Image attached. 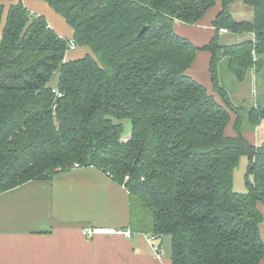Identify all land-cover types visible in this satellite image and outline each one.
Wrapping results in <instances>:
<instances>
[{"label":"trees","instance_id":"trees-1","mask_svg":"<svg viewBox=\"0 0 264 264\" xmlns=\"http://www.w3.org/2000/svg\"><path fill=\"white\" fill-rule=\"evenodd\" d=\"M5 1L0 193L95 167L128 189L133 232L159 243L171 235L173 264H260L264 143L244 132L264 119V106L237 104L218 64L226 58L239 81L263 72L264 0H222L216 33L202 47L174 24H196L216 0H45L73 27L72 39L22 0L3 23ZM236 1L253 8L251 19L234 18ZM222 28L241 39L223 43ZM70 40L90 52L67 59ZM200 50L211 53L214 92L189 73ZM231 124L235 135L227 133ZM243 156L247 191L240 192L234 176Z\"/></svg>","mask_w":264,"mask_h":264},{"label":"crops","instance_id":"crops-1","mask_svg":"<svg viewBox=\"0 0 264 264\" xmlns=\"http://www.w3.org/2000/svg\"><path fill=\"white\" fill-rule=\"evenodd\" d=\"M16 1L4 2L3 23L11 3ZM22 1L30 11L44 15L61 37L73 38V27L45 0ZM221 4L222 0H216L215 6L196 24L175 22V31L197 46L208 44L216 33L214 20ZM77 48L78 54L67 59L90 52L86 47ZM210 61L211 53L200 50L189 73L214 92ZM227 133L235 135L232 124ZM244 135L253 144L264 143V119L253 130H245ZM248 163V157L243 156L235 170L237 191H247ZM258 207L264 216V202H259ZM129 219L128 189L95 167L73 168L50 179L29 181L0 193V264H173L171 254H167L162 244V256L156 255L143 232L134 231L131 237L122 234L87 237L82 233L86 226L132 229ZM260 234L264 241V220ZM260 264H264V257Z\"/></svg>","mask_w":264,"mask_h":264},{"label":"rangeland","instance_id":"rangeland-1","mask_svg":"<svg viewBox=\"0 0 264 264\" xmlns=\"http://www.w3.org/2000/svg\"><path fill=\"white\" fill-rule=\"evenodd\" d=\"M230 9L234 18L237 20H243V19L248 20L253 17V8L247 4H244L242 1H236L231 5ZM240 39L241 36L239 34L233 35L225 32L221 36V41L223 43H229V44L236 42ZM78 52H79V48L70 50L67 52L66 58L72 57L78 54ZM218 74H219L220 83L229 90L232 98L237 104H244L247 107H250L258 103L261 106H264V75H263L264 70L259 74H255V72L252 70L251 72H249V74L246 76V78L243 81H239L234 77L233 73L229 70L227 59L224 58L218 64ZM56 79L57 77L55 76L52 79L51 84H55ZM123 123L125 129L124 134L127 137L128 135H130L131 123L129 119H125ZM241 166H243V162L241 163ZM242 170L240 172H242ZM145 235L147 237V234ZM171 238H172L171 235L167 234L164 235L162 240H160L163 248L167 250V254H171L172 252Z\"/></svg>","mask_w":264,"mask_h":264},{"label":"built area","instance_id":"built-area-1","mask_svg":"<svg viewBox=\"0 0 264 264\" xmlns=\"http://www.w3.org/2000/svg\"><path fill=\"white\" fill-rule=\"evenodd\" d=\"M226 28H222L221 32H227ZM77 48L75 40L69 41V49L74 50ZM60 95V93H58ZM128 140V137L125 138V141ZM83 235L87 237H93L97 234H122L126 237H131L133 231L131 229H123L119 227H104V226H86L82 230ZM148 240L151 242L152 248L155 251L157 256H162V249L159 241L154 235L147 234Z\"/></svg>","mask_w":264,"mask_h":264},{"label":"water","instance_id":"water-1","mask_svg":"<svg viewBox=\"0 0 264 264\" xmlns=\"http://www.w3.org/2000/svg\"><path fill=\"white\" fill-rule=\"evenodd\" d=\"M145 30V29H144Z\"/></svg>","mask_w":264,"mask_h":264}]
</instances>
